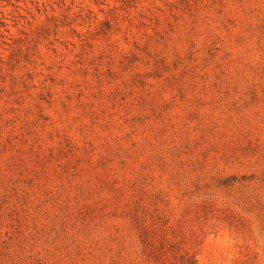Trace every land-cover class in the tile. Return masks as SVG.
<instances>
[{
    "label": "rangeland",
    "instance_id": "obj_1",
    "mask_svg": "<svg viewBox=\"0 0 264 264\" xmlns=\"http://www.w3.org/2000/svg\"><path fill=\"white\" fill-rule=\"evenodd\" d=\"M0 264H264V0H0Z\"/></svg>",
    "mask_w": 264,
    "mask_h": 264
}]
</instances>
